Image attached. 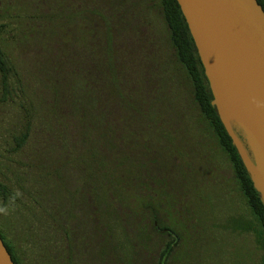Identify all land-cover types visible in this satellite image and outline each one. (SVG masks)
I'll return each instance as SVG.
<instances>
[{
	"label": "trees",
	"instance_id": "obj_1",
	"mask_svg": "<svg viewBox=\"0 0 264 264\" xmlns=\"http://www.w3.org/2000/svg\"><path fill=\"white\" fill-rule=\"evenodd\" d=\"M0 93L21 114L8 151L18 157L14 179L0 181V197L30 222L32 264H98V250L110 264L103 249L116 221L135 249L150 248V264H169L188 235L165 224L167 203L195 181V152L220 179L211 148L264 236V204L212 105L177 0L0 1ZM195 110L210 148L204 135L195 147L187 115ZM80 214L96 244H82ZM0 236L14 263L26 264L1 226Z\"/></svg>",
	"mask_w": 264,
	"mask_h": 264
},
{
	"label": "rangeland",
	"instance_id": "obj_2",
	"mask_svg": "<svg viewBox=\"0 0 264 264\" xmlns=\"http://www.w3.org/2000/svg\"><path fill=\"white\" fill-rule=\"evenodd\" d=\"M0 1L6 4L8 0ZM180 93L183 95L182 91ZM3 100L0 93V181L5 182L10 177L14 179L15 170H10L9 167L18 157L13 154L10 156L8 151L13 146V136L20 132L18 124L21 114L18 105ZM190 112H187V115L191 121L189 128L195 133V147L198 136L204 135L205 140H210V148L212 135L208 126L197 110L195 114ZM44 126L51 128L49 123ZM186 142L187 139L184 143ZM205 147L207 150L208 147ZM211 151L219 162V168L223 170L220 179L217 181L214 177L211 159L207 155L203 159L195 152V181L191 179L187 189L184 188L182 193L177 190L170 197L171 202L167 203V209H171V212L164 215L167 218L165 224L185 236L188 235V239L176 247L169 264H264V236L245 199L230 178V165L216 150L211 148ZM76 180L77 174L72 173L69 183L73 186L77 184ZM147 190L151 191L150 187H147ZM155 191L158 194L162 192L161 189ZM163 193H167L166 189ZM131 204L139 211L137 198L132 199ZM80 218L83 226L79 232L84 235L81 238L82 244L84 245V241L96 244V237L87 234L84 215L80 214ZM28 224L30 222L23 214L5 211L0 197V226L10 244L18 251L20 249L26 264H32L35 252L32 250L34 245ZM114 228V234L112 232L111 237H106L104 242H110L108 248L103 249L104 254L110 252L114 257L110 264H150V248H142V252L135 249L134 242L126 239L117 221L114 222ZM175 236L173 234V237ZM101 252L98 250L94 255L99 258L98 264H104L102 260L105 256Z\"/></svg>",
	"mask_w": 264,
	"mask_h": 264
},
{
	"label": "water",
	"instance_id": "obj_3",
	"mask_svg": "<svg viewBox=\"0 0 264 264\" xmlns=\"http://www.w3.org/2000/svg\"><path fill=\"white\" fill-rule=\"evenodd\" d=\"M177 1L205 68L212 105L264 204V9L258 0ZM0 264H15L1 236Z\"/></svg>",
	"mask_w": 264,
	"mask_h": 264
},
{
	"label": "flooded vegetation",
	"instance_id": "obj_4",
	"mask_svg": "<svg viewBox=\"0 0 264 264\" xmlns=\"http://www.w3.org/2000/svg\"><path fill=\"white\" fill-rule=\"evenodd\" d=\"M218 163H219V162H218ZM219 167H220V166H219ZM219 167H218V168H219Z\"/></svg>",
	"mask_w": 264,
	"mask_h": 264
}]
</instances>
